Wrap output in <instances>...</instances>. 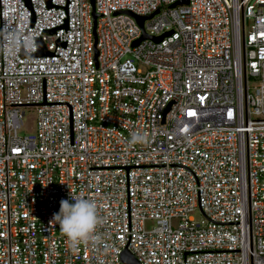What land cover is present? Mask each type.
Returning <instances> with one entry per match:
<instances>
[{"label": "built area", "instance_id": "1", "mask_svg": "<svg viewBox=\"0 0 264 264\" xmlns=\"http://www.w3.org/2000/svg\"><path fill=\"white\" fill-rule=\"evenodd\" d=\"M77 198L100 223L73 246L53 216ZM124 251L264 264V0H0V264Z\"/></svg>", "mask_w": 264, "mask_h": 264}, {"label": "clouds", "instance_id": "2", "mask_svg": "<svg viewBox=\"0 0 264 264\" xmlns=\"http://www.w3.org/2000/svg\"><path fill=\"white\" fill-rule=\"evenodd\" d=\"M145 137L138 132L130 134L129 145L143 143ZM97 203L90 198L61 200L59 211L53 219L58 222L60 232L69 244L76 246L81 243H92L100 223Z\"/></svg>", "mask_w": 264, "mask_h": 264}, {"label": "rangeland", "instance_id": "3", "mask_svg": "<svg viewBox=\"0 0 264 264\" xmlns=\"http://www.w3.org/2000/svg\"><path fill=\"white\" fill-rule=\"evenodd\" d=\"M250 86H253V82L250 81ZM24 116L22 118V125L17 130L18 136H28L35 133V119H36V110L33 108H24L22 109ZM191 216L195 221H199L201 216L198 211H194ZM154 227V222L148 221L145 223V229L147 231L151 230Z\"/></svg>", "mask_w": 264, "mask_h": 264}, {"label": "water", "instance_id": "4", "mask_svg": "<svg viewBox=\"0 0 264 264\" xmlns=\"http://www.w3.org/2000/svg\"><path fill=\"white\" fill-rule=\"evenodd\" d=\"M182 4H187L186 1H181V2H178V3H175L174 5L170 6V8H174L176 5H182ZM91 6H92V3H91ZM153 15L151 16H148V17H136L135 20L138 24V26L140 27V29L142 30V36L140 37V39L138 41H136L134 43V45H136L137 43H139L141 40H144V39H149V37H147L145 35V33L143 32V23L144 21L152 18ZM97 19V16L94 14L93 12V7H92V20H93V23H94V27H95V21ZM171 33H165V34H162L160 35L159 37H155V38H150L152 39L154 42H161L163 38L165 37H168ZM40 55L42 56H45L47 55L45 52L41 53ZM120 260L122 262V264H139L136 259L130 255L127 251H124L122 254H121V257H120Z\"/></svg>", "mask_w": 264, "mask_h": 264}]
</instances>
